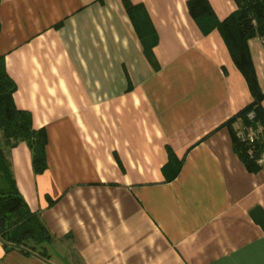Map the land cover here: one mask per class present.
Here are the masks:
<instances>
[{"label":"crops","instance_id":"obj_1","mask_svg":"<svg viewBox=\"0 0 264 264\" xmlns=\"http://www.w3.org/2000/svg\"><path fill=\"white\" fill-rule=\"evenodd\" d=\"M190 1L0 0V59L45 169L25 142L0 148L50 264H264V166L245 168L229 122L252 95L213 26L235 0ZM246 46L264 112V37ZM0 264L44 263L0 243Z\"/></svg>","mask_w":264,"mask_h":264},{"label":"trees","instance_id":"obj_2","mask_svg":"<svg viewBox=\"0 0 264 264\" xmlns=\"http://www.w3.org/2000/svg\"><path fill=\"white\" fill-rule=\"evenodd\" d=\"M235 4V12L213 26L220 33L232 61L246 80L252 95V102L240 110L229 122L237 121L239 126L259 125L264 128V112L261 108L263 95L258 90L246 46L250 38L264 37V0H235ZM123 5L128 14H132L136 8L130 5L128 0H123ZM195 5L202 6L203 12L210 15L208 5L204 0L188 2L190 11H193ZM13 90L14 84L6 76L0 59V138L2 145L5 148H12L19 142H25L31 152L32 169L35 174H40L45 169V136L40 130L34 131L30 126L28 116L14 107L11 99ZM249 113L253 114L252 119L247 117ZM233 140L235 152L245 168L249 172H256L259 167L253 159L246 155V147L237 140ZM176 173L177 170L174 175ZM50 241L51 236L40 217L29 211L17 192L8 160L0 148V243L7 250H16L24 256H31L44 264H50L47 249Z\"/></svg>","mask_w":264,"mask_h":264},{"label":"built area","instance_id":"obj_3","mask_svg":"<svg viewBox=\"0 0 264 264\" xmlns=\"http://www.w3.org/2000/svg\"><path fill=\"white\" fill-rule=\"evenodd\" d=\"M247 117L252 119L253 114L249 113ZM235 139L246 147V155L258 167L264 166V128L259 125L239 126L235 130Z\"/></svg>","mask_w":264,"mask_h":264},{"label":"rangeland","instance_id":"obj_4","mask_svg":"<svg viewBox=\"0 0 264 264\" xmlns=\"http://www.w3.org/2000/svg\"><path fill=\"white\" fill-rule=\"evenodd\" d=\"M0 146H1V142H0Z\"/></svg>","mask_w":264,"mask_h":264}]
</instances>
